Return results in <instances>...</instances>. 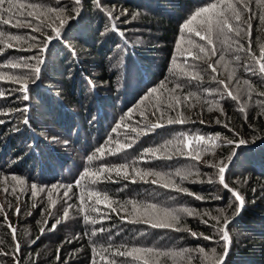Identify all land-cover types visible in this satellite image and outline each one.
<instances>
[{
	"label": "trees",
	"instance_id": "obj_1",
	"mask_svg": "<svg viewBox=\"0 0 264 264\" xmlns=\"http://www.w3.org/2000/svg\"><path fill=\"white\" fill-rule=\"evenodd\" d=\"M212 2L213 0H81L79 4H75L74 0H61L57 5L55 0H44L47 5L64 8L65 18H75L69 19L61 29L62 39L51 41L48 51L43 55L45 63L41 65L39 80L35 84L29 81L28 100L23 99L24 93L21 91H12L8 95L12 89L20 88V84L0 81V91L5 93V97L0 98V121H3L0 123V176L11 174L19 177L25 183L16 184L17 190H21L22 186L26 190L25 194L24 191L20 194L19 199L13 196L12 201H2L0 253L7 255L0 254V264H93V248L101 245L106 247L109 234L112 236L111 242L117 245L127 243L161 249H192L194 251L190 264H211L210 260H205L195 250L202 247L211 255L215 249L217 256L224 252L222 233L216 229L224 226L225 219L231 221L227 226L230 246L226 264H264V105L256 103L264 101V95H260L264 93V79L244 73L242 69L237 75L248 79L254 89L251 101L246 96L241 97L247 105L244 112L239 111L242 104L233 101L226 94L225 99L219 101L218 107L212 105L211 111L210 105L203 98L199 102L193 100L194 107L179 110L188 118V122L167 125L165 120L166 126L141 136L132 148L127 149V158L131 160L146 148L173 140L179 132L198 131L213 138L218 136L215 145L209 144L210 150L202 148L196 159L189 155H175L172 160H153L149 164L140 165L142 168L162 172L191 170L192 175L188 180L177 182L192 195L160 187L158 184H132L120 179L115 173L112 174L113 181L118 182L105 181L95 185L99 190L107 191L115 200L132 198L171 208L194 209L200 215H184L181 220V227L190 231L153 229L146 224L122 222L118 216L104 208L103 204L99 207L108 212L111 218L92 225L85 223L84 215L97 214L81 211L84 206L79 196L85 192L89 181L81 180L80 186L76 185V181L81 178L84 170L95 171L102 164L118 165L124 162L123 153L91 162L88 157L99 156L98 150L109 146V137L113 140L117 138L116 133L112 132L117 124H121L118 131L124 133L126 129L123 125L140 119L139 112L148 104L142 98L150 89L158 87L161 81L170 78L174 57L181 61L184 59L181 50L177 48V42L182 36L185 37L183 46L188 47V37L181 32V25L196 10ZM127 9L134 20L128 22L135 37L127 38L124 34L126 30L119 27L123 23L122 11ZM252 9L257 15L251 19L250 30L245 26L241 43L245 48L251 43L253 52L259 56L260 47L264 45V22L259 18L260 10L255 4ZM109 12L112 13L111 18ZM137 14L140 19H144V31L150 32L147 46L144 42L147 36L135 32L138 28L135 21ZM248 16L245 13V19ZM4 27L13 34L30 32V29ZM44 31L51 32L48 28ZM32 35L40 37L36 43L44 40L41 33ZM193 38L199 40L198 37ZM112 51L117 52V56L113 58V61H117V67L112 62L113 71L93 75L91 65L97 61L92 59H99V63H104L103 58H111ZM35 54V49H9L5 55L0 56V62ZM240 56L242 64L247 54L240 53ZM229 59L230 57H226V62ZM188 60L192 62L191 57ZM202 66L206 67V64ZM233 67L235 65L231 63L228 67L219 66L218 71L222 73L219 78L226 79ZM0 71L11 73L19 70ZM105 83L107 86H104ZM194 84L186 88L184 93L198 91ZM217 86L209 82V77H205L202 85L204 88ZM59 87L61 91H58ZM201 95L203 97L204 94ZM207 99L215 101L217 97ZM129 115L133 120L128 119ZM169 115L175 117L176 112ZM25 117L28 118L27 124L24 123ZM150 119L155 122V118ZM120 139L123 140V136ZM232 139H244L247 142L239 147L238 154L224 173L225 182L239 194L241 200H237L232 191L219 183L218 168L209 166L220 161L226 162L234 146L225 141ZM115 146L111 145L112 148ZM188 151L191 149L185 150ZM210 179L212 182H209ZM33 183L45 191L33 197ZM125 184L128 187L120 191ZM61 185L64 187L61 188ZM69 185L75 195L65 203L63 193ZM53 186H56L52 191L54 205L48 199V190L53 189ZM197 196L201 199H196ZM33 204L36 206L33 207ZM68 204L73 207L69 209ZM17 207L20 208L19 214ZM238 208L240 210L237 214ZM48 211L52 213L51 216L47 214ZM212 216H220V223L211 219ZM53 224H56L54 230ZM93 227H104L108 231L92 236L90 233ZM12 229H15V240ZM41 229H44L43 233ZM191 232H195L197 237H193ZM140 233L145 235L141 236ZM204 236L211 239L205 240ZM17 243L20 246L19 253L15 250ZM95 259L98 264H102L99 256H95ZM166 264L189 262L185 257L183 261L177 259L174 262L169 259Z\"/></svg>",
	"mask_w": 264,
	"mask_h": 264
},
{
	"label": "snow or ice",
	"instance_id": "obj_2",
	"mask_svg": "<svg viewBox=\"0 0 264 264\" xmlns=\"http://www.w3.org/2000/svg\"><path fill=\"white\" fill-rule=\"evenodd\" d=\"M80 2L81 0H74L75 4ZM55 3L59 5L61 0H55ZM253 4L260 10L258 13L259 18L264 22V0H213L207 6L196 10L181 25V32L186 33L188 37L186 41L188 47L183 46L185 37L182 36L177 42V48L181 50V56L184 59L181 61L178 57H174L170 78L161 81L158 87L150 89L149 93L142 98L144 101H148V104L144 110L139 112L140 119L133 120V117L129 115L128 119L133 120V123L123 125L126 131L120 133L118 130L121 128V124H117L112 129V132L116 133L117 138L113 140L112 137H109V146L99 149V156L88 157V161L91 162L96 159H103L106 156H119L123 153L124 162L118 165L102 164L95 171L85 169L81 178L76 181L77 186H80L81 180L87 179L89 181L88 185L85 186V192L79 196V200L84 206L81 211L97 214L96 216L85 214V223L96 225L111 218L108 212L99 207V205L103 204L104 208L118 216L122 222L146 224L153 229H170L176 232L190 231V229L181 227V220L184 215H200L194 209L187 207L171 208L154 202L132 198L115 200L107 191H101L95 185L105 181L118 182V180L113 181L112 174L115 173L120 179L127 180L132 184L138 182L158 184L160 187L171 188L176 192L192 195L187 188L182 187V184L177 182V180L180 182L188 180L189 176L192 175L191 170L182 171L176 169L175 171L162 172L151 168H142L140 165L149 164L153 160H172L175 155H189L196 159L199 157L202 148L210 150L208 145H215L216 140L219 139L218 136L213 138L198 131L179 132L173 140H169L162 145L146 148L139 156L131 160L127 158V149L132 148L141 136H146L155 129L166 126L165 120L167 125L188 122V118L179 110L181 108L194 107L193 100L199 102L203 98L204 102L210 105L209 110L211 111L212 105L218 107L219 101L225 99L226 94L233 101L242 104L239 111H245L247 105L241 100V97L246 96L247 100L251 101L254 89L250 81L237 75V72L242 69L244 73L264 79V45L260 47L259 56H257L252 50L251 43H249L247 48L241 43V39L245 34V26L250 30L251 19L257 15V13L253 12ZM65 11L64 8L45 4L44 0H0V56L5 55L9 49L18 51L36 50V54L33 56H22L0 62V69L19 70L11 73L0 71V81H10L21 85L20 88L12 89L8 92V95H11L12 91H21L24 93L23 99H29L27 94L30 88L29 81L31 84H35L39 80L42 70L41 65L45 63L43 55L48 51L51 41L62 39L61 29L68 23L69 19L75 18H65L63 16ZM245 13L249 14L247 19H245ZM108 15L110 18L112 17L111 12ZM57 21H59L58 25ZM4 26H11L16 29H30V32H26L23 35L13 34L6 31ZM46 28L50 29L51 32L45 33L44 30ZM32 33H41L44 40L41 43H36L40 37L32 35ZM248 34L250 35V31ZM193 37H198L199 40L197 41ZM200 41L203 43H200ZM24 45H27V47H24ZM240 53L247 54V58L242 64L240 63ZM188 57H191V63ZM226 57H230L227 62ZM213 58L216 59L213 60ZM229 63L234 64L235 67L228 73L226 79H220L219 77L222 73L218 71V67L221 65L228 67ZM205 64L206 67H203L202 65ZM209 70H211L210 73ZM205 77H209V82L218 86L215 88L202 87L205 83ZM193 84L198 91L184 93V90ZM181 93L184 94L181 95ZM201 93L204 94L203 97ZM260 95H264V93H260ZM212 96L217 97V99L215 101L207 99V97ZM4 97L5 93L0 91V98ZM256 103L264 105V101H256ZM26 110L27 106L25 107ZM220 110L222 111V109ZM171 112H176V116L169 115ZM150 117L155 118V122ZM200 122L204 123L202 120ZM0 123H3V121H0ZM24 123H28L27 117H25ZM217 123H219V120H217ZM230 131L233 130L230 129ZM129 133H134L135 135L132 136ZM121 136H123V140L120 139ZM225 142L230 146H234L233 151L226 158V162L220 161L209 166L218 168L219 183L225 189L232 191L233 196L237 200H241L239 194L230 189L225 182L224 173L238 154L239 147L246 145L247 142L244 139L239 141L232 139ZM112 144L116 145L115 148L111 147ZM186 149H191V151L185 152ZM150 177H155V179H149ZM4 179L7 182L8 178L5 177ZM11 179L17 185L25 183L24 180L15 175ZM209 182H212L211 179ZM60 187L63 188L64 186L61 185ZM127 187L128 184H125L120 191H124ZM55 188L56 186H53V189L48 190V199L52 205L55 204V201H52V191ZM15 190L13 188V192ZM3 191L7 194L9 190L6 187ZM44 191V188H38L35 183L31 185V195L33 197ZM73 195L75 193L72 192V186L69 185L68 189L63 193V197L66 198L65 203L71 200ZM196 199H201V197L197 196ZM35 206L33 204V207ZM72 207V204H68L69 209ZM239 210L238 208L237 214ZM2 211L3 207L0 206V212ZM16 211L19 214L20 208L17 207ZM47 214L51 216L52 213L48 211ZM65 215H67V212ZM211 219L216 220L217 224L220 223V216H212ZM5 220H7V215H5ZM230 222L225 219L223 221L224 226L216 229L217 232L222 233L221 239L225 242L222 254L217 256L215 249H213L211 255H209L202 247L195 250L205 260H210L211 264H226L230 246L227 226ZM204 223L208 222L204 221ZM45 224H47V221H45ZM9 227L11 228V225ZM213 227L216 226L213 225ZM55 228L56 224H53L52 229L54 230ZM43 231L44 229H41L42 233ZM107 231L104 227H93L90 234L96 236ZM12 233L15 240V229H12ZM140 235L144 236L145 234L140 233ZM191 235L197 237L195 232H191ZM203 238L205 240L211 239L209 236H204ZM108 241L109 243L106 247L101 245L99 248H93V264H98L95 256H99V261L102 264H166L169 259L175 262L177 259L183 261L185 257H187L190 264L193 258L192 253L194 250L188 248L161 249L159 247L129 245L127 243L117 245L111 242V234L108 236ZM15 250L19 253L20 246L18 243ZM0 254L7 255V253Z\"/></svg>",
	"mask_w": 264,
	"mask_h": 264
},
{
	"label": "rangeland",
	"instance_id": "obj_3",
	"mask_svg": "<svg viewBox=\"0 0 264 264\" xmlns=\"http://www.w3.org/2000/svg\"><path fill=\"white\" fill-rule=\"evenodd\" d=\"M110 9V8H109ZM116 9V8H115ZM111 10V9H110ZM118 10V9H117ZM119 11H121V10H119ZM130 11V10H129ZM129 11H128V9L126 10V11H122V16H121V19H122V21H123V23H121L120 24V29L121 30H126V32L124 33L125 35H126V37L128 38L129 36H132V37H135L134 36V34L135 33H133L132 31H133V28L132 27H130V25H129V22L128 21H134L132 18V16L130 15V13H129ZM139 15L141 16L142 15V13H139ZM146 15H148V14H146ZM149 16V15H148ZM135 17H137V19H135V21H137V26H138V28H136V33L137 34H144V35H146L147 36V38L145 39V44H146V46H147V44L149 43L148 42V37H149V34H150V32L149 33H146L145 31H144V25H146L145 23H144V19L142 18V19H140V17L138 16V14L135 16ZM150 17V16H149ZM146 18V17H145ZM145 20H147V18L145 19ZM149 20H152L151 19V17H150V19ZM143 23V24H142ZM139 26H141V27H143V28H139ZM140 29V30H139ZM120 37H121V39H123L124 38V36H123V34H121L120 35ZM114 53V54H113ZM117 52H114V51H112L111 52V58H106V57H104L103 59H104V63L103 62H101V63H99L98 61H100L99 59H92V61H97V62H95V63H93L91 66H92V70H91V72H92V74L93 75H95V74H101L102 73V71H104V72H111V70L113 71L114 69L112 68V66H111V64H112V62H113V66L114 67H117V61H113V58H115L116 56H117V54H116ZM92 63V62H91ZM127 65V64H126ZM97 66H98V68H97ZM106 70V71H105ZM100 76V75H99ZM96 77V76H95ZM94 83H97V81H93ZM100 85V84H99ZM104 86H107V84L105 83V85ZM58 91H61L60 90V87L58 88ZM13 175H11V174H5V175H2V176H0V206H2L3 207V202H5L6 200H10V201H12V198L11 197H13V196H15V197H21L20 196V194L24 191V194L26 193V190H24L23 189V186H22V189L21 190H17V188H16V182L15 181H13L12 179H11V177H12ZM5 177H7L8 179H7V182H5ZM8 188V193L6 194L4 191H3V189L4 188ZM13 188H15L16 190H15V192H13ZM3 201V202H2ZM20 201V200H19Z\"/></svg>",
	"mask_w": 264,
	"mask_h": 264
}]
</instances>
